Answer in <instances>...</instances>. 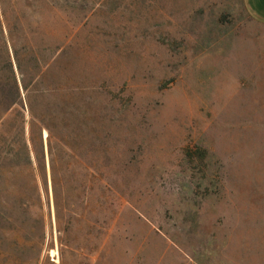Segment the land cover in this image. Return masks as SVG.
<instances>
[{"label":"rangeland","instance_id":"1","mask_svg":"<svg viewBox=\"0 0 264 264\" xmlns=\"http://www.w3.org/2000/svg\"><path fill=\"white\" fill-rule=\"evenodd\" d=\"M0 21V264L153 263L167 238L264 264V27L240 0H0Z\"/></svg>","mask_w":264,"mask_h":264},{"label":"crops","instance_id":"2","mask_svg":"<svg viewBox=\"0 0 264 264\" xmlns=\"http://www.w3.org/2000/svg\"><path fill=\"white\" fill-rule=\"evenodd\" d=\"M240 3L246 16L264 27V0H240ZM160 251L155 262L146 260V264H201L183 245L169 238L162 241Z\"/></svg>","mask_w":264,"mask_h":264},{"label":"trees","instance_id":"3","mask_svg":"<svg viewBox=\"0 0 264 264\" xmlns=\"http://www.w3.org/2000/svg\"><path fill=\"white\" fill-rule=\"evenodd\" d=\"M0 25L2 26V23L0 21ZM9 60H10V65H11V69H10V76H9V105L7 107V110L12 109L15 105L19 104L21 99H22V95H21V84L20 81L18 80L17 74L14 70L13 67V62L10 59V53H9ZM22 86L24 87V83L22 81ZM30 112L32 115H34L32 108L30 107Z\"/></svg>","mask_w":264,"mask_h":264}]
</instances>
